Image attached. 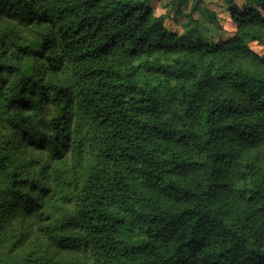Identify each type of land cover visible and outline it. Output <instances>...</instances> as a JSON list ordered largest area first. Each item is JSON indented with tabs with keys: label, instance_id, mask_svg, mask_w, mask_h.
Segmentation results:
<instances>
[{
	"label": "trees",
	"instance_id": "obj_1",
	"mask_svg": "<svg viewBox=\"0 0 264 264\" xmlns=\"http://www.w3.org/2000/svg\"><path fill=\"white\" fill-rule=\"evenodd\" d=\"M222 2L210 41L150 0H0V250L43 237L1 264H264V0Z\"/></svg>",
	"mask_w": 264,
	"mask_h": 264
},
{
	"label": "rangeland",
	"instance_id": "obj_2",
	"mask_svg": "<svg viewBox=\"0 0 264 264\" xmlns=\"http://www.w3.org/2000/svg\"><path fill=\"white\" fill-rule=\"evenodd\" d=\"M191 0L188 2V6L190 5ZM243 0H237L238 4H241ZM201 5L210 9L213 13H215L218 23L212 24L207 22L200 11L195 10L192 12L189 7H182L179 9L173 8L171 6V0H150V6L155 15H163L165 14V25L174 29L178 32H181L184 29V22L189 20L190 16H187L188 13H191V17L197 21L198 28L201 32L205 33L210 41H219V40H227L229 39L235 30V25L230 21L229 16L225 10V5L222 0H202ZM264 14V12H262ZM250 46V48L258 53L262 54L264 52V44L259 45L254 41L246 40ZM86 155L84 157V161H86V157L90 155L85 151ZM84 163V162H83ZM39 239H43L40 235L38 237L35 234H32L27 241L23 242L21 246H13L12 249H2L0 250V259L4 257H11L10 255L13 253L15 257H22L24 253V249L26 250H35L39 248L40 241ZM56 254L55 263L62 260V256L58 253ZM66 258L69 256H65ZM73 257H69L67 261H70ZM89 260H82L80 264H89ZM1 264V262H0Z\"/></svg>",
	"mask_w": 264,
	"mask_h": 264
}]
</instances>
